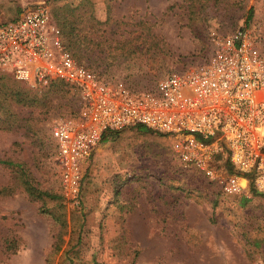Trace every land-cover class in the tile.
<instances>
[{"label": "rangeland", "instance_id": "obj_1", "mask_svg": "<svg viewBox=\"0 0 264 264\" xmlns=\"http://www.w3.org/2000/svg\"><path fill=\"white\" fill-rule=\"evenodd\" d=\"M39 2L79 61L139 90L201 62L213 32L250 29L264 51V0H0V23ZM0 76L37 97L0 121V264H47L59 233L51 264H264V196L221 193L153 130L101 139L68 201L50 129L76 96Z\"/></svg>", "mask_w": 264, "mask_h": 264}, {"label": "built area", "instance_id": "obj_2", "mask_svg": "<svg viewBox=\"0 0 264 264\" xmlns=\"http://www.w3.org/2000/svg\"><path fill=\"white\" fill-rule=\"evenodd\" d=\"M210 44L201 62L139 90L79 61L44 2L0 23L1 71L37 88L60 80L77 93V110L50 129L68 201L78 202L83 166L103 135L136 125L166 135L180 165L221 193L264 196V51L247 28L213 32Z\"/></svg>", "mask_w": 264, "mask_h": 264}, {"label": "trees", "instance_id": "obj_3", "mask_svg": "<svg viewBox=\"0 0 264 264\" xmlns=\"http://www.w3.org/2000/svg\"><path fill=\"white\" fill-rule=\"evenodd\" d=\"M248 16H250V12H249ZM62 39H63V37H62ZM63 43L65 44L64 39H63ZM65 46L67 47L66 44H65ZM1 78L2 77L0 76V79ZM54 87L60 88V90L61 89L62 90H64V89L71 90L77 99L76 91L72 87H70L69 85L64 83L63 81L56 80V81H53L52 83H50L48 85V88H54ZM32 95H30L26 90L20 89L14 82H12L11 84H9L8 82H5V81L0 82V121L5 123L8 121V119L12 118L13 114H12L11 107H10L11 103L16 102V103H22L23 105H26V104L32 105L37 100L36 94H32ZM7 124L9 126H11V123H7ZM133 127L136 128L138 131H142V132L152 131L151 129L145 127L144 125H136ZM112 133H115V132L109 131L106 134H104L102 137V140H104L109 134H112ZM197 137L199 139H202V137L199 135ZM30 194L32 196L34 195L33 192H30ZM257 194H260V193H258L253 188H251V196H255ZM240 197H242V196H240ZM246 199H248V198L242 197V201H244ZM61 229H63V228L61 227ZM62 242L63 241H62L61 233H59L54 238V240L51 244L50 253L48 254L47 259H46L47 264H51V260H52L51 254H54V253L61 250V247L63 245ZM70 264H74L72 262V260L70 261ZM91 264H101V263L93 261Z\"/></svg>", "mask_w": 264, "mask_h": 264}]
</instances>
